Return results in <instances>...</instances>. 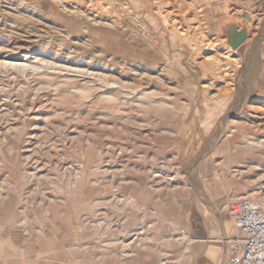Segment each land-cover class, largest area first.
Returning <instances> with one entry per match:
<instances>
[{"label":"rangeland","instance_id":"rangeland-1","mask_svg":"<svg viewBox=\"0 0 264 264\" xmlns=\"http://www.w3.org/2000/svg\"><path fill=\"white\" fill-rule=\"evenodd\" d=\"M87 1L0 0V264H223L227 204L264 210V1Z\"/></svg>","mask_w":264,"mask_h":264},{"label":"built area","instance_id":"built-area-1","mask_svg":"<svg viewBox=\"0 0 264 264\" xmlns=\"http://www.w3.org/2000/svg\"><path fill=\"white\" fill-rule=\"evenodd\" d=\"M225 214L234 233L226 237L223 264H264V210L248 199L227 204Z\"/></svg>","mask_w":264,"mask_h":264},{"label":"bare ground","instance_id":"bare-ground-1","mask_svg":"<svg viewBox=\"0 0 264 264\" xmlns=\"http://www.w3.org/2000/svg\"><path fill=\"white\" fill-rule=\"evenodd\" d=\"M84 1V0H83ZM87 1V0H86ZM89 1V0H88ZM88 1H87V4H88ZM103 1V0H102ZM158 3H159V5L161 4V5H163L164 7L165 6H167L168 4H169V2H168V0H156ZM155 1V2H156ZM231 1V0H230ZM246 1V0H245ZM256 1V0H255ZM258 1H261V0H258ZM264 1V0H263ZM46 2V1H45ZM71 2V1H70ZM94 2H95V0H94ZM105 2V1H104ZM137 2H143V1H141V0H139V1H137ZM176 2V1H175ZM179 2V1H178ZM177 2V3H178ZM233 2V1H232ZM57 3V2H56ZM69 3V2H68ZM83 3V2H82ZM92 3V2H91ZM108 3V2H107ZM110 3V2H109ZM174 3V2H173ZM224 3V2H223ZM236 3H238L237 1H236ZM235 3V4H236ZM66 4V3H65ZM71 4V3H70ZM86 4V3H85ZM171 4V3H170ZM263 4H264V2H263ZM81 5V4H80ZM88 5H90V4H88ZM94 5V4H93ZM109 4H107V6L106 5H103V6H105V7H103V6H101L100 4H98V6H100V7H103V9L105 8L106 10H107V8H109V6H108ZM78 6V5H77ZM87 6V5H86ZM91 6V5H90ZM171 6V5H170ZM80 7V6H79ZM93 7V6H92ZM94 7H95V5H94ZM168 7V6H167ZM166 7V8H167ZM85 8V7H84ZM178 8V7H177ZM158 9V8H157ZM161 9V8H160ZM179 9V8H178ZM163 10V9H162ZM167 10V9H166ZM165 10V12H166V17L167 16H170V14H172V13H170V12H168V11H166ZM179 11V10H178ZM184 11V10H183ZM252 11V10H251ZM257 11V10H256ZM157 12V11H156ZM161 12H163V11H161ZM255 12V11H254ZM173 13H175L174 11H173ZM181 13V12H180ZM250 13V12H249ZM175 14H177V13H175ZM183 14V13H182ZM162 15V14H161ZM186 15V14H185ZM250 15V14H249ZM263 15V14H262ZM261 15V16H262ZM158 16H159V14H158ZM178 16V15H177ZM181 16V15H180ZM252 16V15H251ZM165 17V16H164ZM165 17V18H166ZM171 17V16H170ZM258 17H260V16H258ZM264 17V16H263ZM162 18V17H161ZM254 18V17H253ZM168 19V18H167ZM187 19H189V18H187ZM255 19H256V17H255ZM161 20V19H160ZM177 20H180V19H177V17H176V15H174L173 16V20H172V22H177ZM182 20H183V17H182ZM191 20V19H190ZM190 20H188V21H190ZM254 20V19H253ZM166 21V20H165ZM184 21V20H183ZM186 21V20H185ZM187 22V21H186ZM186 22H184L185 24H186ZM255 22V21H254ZM163 24V23H162ZM173 25V24H172ZM181 25V24H180ZM253 25V24H252ZM258 25V26H257ZM170 26V25H169ZM188 26H190V25H188ZM167 27V26H166ZM173 27V26H172ZM186 27V26H185ZM191 27V26H190ZM183 28V27H182ZM193 28H195V27H193ZM255 28V27H254ZM185 28H183V30H184ZM191 29V28H190ZM239 29V28H238ZM166 30H168V29H166ZM185 31V30H184ZM189 30H186V32H188ZM253 34V38H252V41H251V43H250V45H249V51H250V53H251V56H252V58H253V60H254V62H255V64L253 65V66H250V64H249V66H248V69L249 70H246V68H245V70H246V72H244V73H246L245 74V77H248V80H249V82L247 81L246 82V84H247V87H250V85H251V82H252V79L255 77V75H256V72H257V70H258V64H259V59L261 60V52H260V44H261V41H262V39H263V37H264V21L263 22H261L260 23V21H256V29H255V31L254 32H252ZM182 34H183V31H182ZM248 34V33H247ZM249 38V37H248ZM228 50V49H227ZM234 49H232L231 48V51L230 52H233L234 53ZM228 54H231V53H228ZM235 55V54H234ZM203 61V60H202ZM201 61V62H202ZM238 61V60H237ZM248 62V61H247ZM242 63H243V61H242ZM251 63V62H250ZM238 65H240V64H238ZM252 65V64H251ZM244 66V65H243ZM239 67H241V66H239ZM27 69H29V68H27ZM32 69V68H31ZM241 69V68H240ZM248 71V72H247ZM197 72V71H196ZM199 72V71H198ZM242 72V71H241ZM243 88H244V86H243ZM243 92V91H242ZM236 99H237V97H236ZM235 99V100H236ZM239 100V99H238ZM261 103V102H260ZM264 104V103H263ZM257 106V105H256Z\"/></svg>","mask_w":264,"mask_h":264},{"label":"water","instance_id":"water-1","mask_svg":"<svg viewBox=\"0 0 264 264\" xmlns=\"http://www.w3.org/2000/svg\"><path fill=\"white\" fill-rule=\"evenodd\" d=\"M228 37V44L232 49L238 48L247 38V32L244 28L237 29V27L232 24L225 31Z\"/></svg>","mask_w":264,"mask_h":264},{"label":"crops","instance_id":"crops-1","mask_svg":"<svg viewBox=\"0 0 264 264\" xmlns=\"http://www.w3.org/2000/svg\"><path fill=\"white\" fill-rule=\"evenodd\" d=\"M231 235H232V234H231ZM231 235H226V237H229V236H231ZM223 242H224V241H223ZM224 243H225V242H224ZM224 246H225V248H226V245H224ZM210 249L213 250V247H212V248L210 247ZM220 256H221V255H220ZM220 263H221V262L218 261V264H220Z\"/></svg>","mask_w":264,"mask_h":264}]
</instances>
